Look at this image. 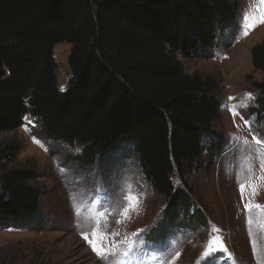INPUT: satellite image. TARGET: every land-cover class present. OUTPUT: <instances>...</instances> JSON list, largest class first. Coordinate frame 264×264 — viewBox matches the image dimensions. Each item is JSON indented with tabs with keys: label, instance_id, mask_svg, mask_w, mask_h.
Wrapping results in <instances>:
<instances>
[{
	"label": "trees",
	"instance_id": "16d2710c",
	"mask_svg": "<svg viewBox=\"0 0 264 264\" xmlns=\"http://www.w3.org/2000/svg\"><path fill=\"white\" fill-rule=\"evenodd\" d=\"M239 11L238 0H0V134L31 116L48 140L79 146L87 165L130 145L167 203L163 222L204 226L186 189L201 156L221 150L211 127L220 102L214 81L185 74L180 58L206 57ZM60 43L71 45L65 91L53 58ZM251 62L264 74V40ZM252 85L262 116L264 79ZM17 153L0 147V161ZM36 179L0 165L1 229L32 223L42 195Z\"/></svg>",
	"mask_w": 264,
	"mask_h": 264
},
{
	"label": "rangeland",
	"instance_id": "374dc122",
	"mask_svg": "<svg viewBox=\"0 0 264 264\" xmlns=\"http://www.w3.org/2000/svg\"><path fill=\"white\" fill-rule=\"evenodd\" d=\"M238 2L240 11L236 21L215 40L206 57L180 58L185 74L214 81L213 94L220 102L218 117L211 127L223 138L221 150L212 157L205 153L201 156L200 168L190 176L189 188L185 190L193 202L190 212L197 211L204 226L193 229L185 225L179 229L163 222L167 203L151 189L130 145L116 150L107 159L87 165L80 159L79 146L68 147L48 140L35 119L25 116L20 128L0 134L2 149L7 144L18 149L15 157L1 160L0 165L35 172V183L42 195L32 223L19 228H0V264H114L111 258L102 260L83 238L82 234L92 238L97 221L109 233L104 242L106 248L113 239L119 243L139 233L158 250V256L167 253L164 264L177 252L179 258L175 264H198V261L200 264H264V231L259 227L264 217L253 210V222L249 225V214L245 211V203L264 205V183L255 180L264 175L258 158V153L264 150L253 140L254 135L264 140V115L254 113V103L241 107L246 93L256 96L252 83L264 79V74L254 70L251 62L252 48L264 40V24L243 35L242 16L246 12L254 14L257 4L256 0ZM53 49L57 86L65 91L71 76L68 65L71 45L60 43ZM234 106L242 116L233 117L229 108ZM246 120L251 121L250 127ZM244 140L248 141V147L243 145ZM248 179L260 185L258 194L253 196L248 189L241 199L238 182ZM129 184L140 202L138 210L124 219L119 214L124 195L121 189ZM173 184L182 187L177 178H173ZM101 186L106 196L99 194ZM117 220L122 222L116 223ZM196 223L201 220L197 219ZM252 241L256 243L255 255ZM221 243L226 251H215L210 260H205L203 254L209 246L215 250ZM152 264L159 262L153 260Z\"/></svg>",
	"mask_w": 264,
	"mask_h": 264
},
{
	"label": "snow or ice",
	"instance_id": "6c2138e0",
	"mask_svg": "<svg viewBox=\"0 0 264 264\" xmlns=\"http://www.w3.org/2000/svg\"><path fill=\"white\" fill-rule=\"evenodd\" d=\"M256 8L254 9V14L244 13L242 16V25L241 31L243 35H247L250 30L258 26L259 24H264V0H256ZM63 91V89H61ZM230 100L235 99L234 97H229ZM255 97L250 94H245V100L242 102L241 107H248L250 103H254ZM229 111L232 113L233 117L235 118L237 115H241L238 109L234 106L229 108ZM27 119V117L25 118ZM246 125L250 127L251 121L246 120ZM237 138H233L235 141ZM253 140L255 145L260 149L264 150V140L257 138V136H253ZM243 145L248 147V141L244 140ZM258 158L260 159V167L261 172L264 173V151L258 153ZM63 171V169H61ZM249 171L251 168L249 166ZM262 183H264V175H260L255 178ZM239 189L241 192V199L244 198V193L246 190L251 189V193L253 196L258 194L260 185L256 182L248 179L245 182H238ZM132 186L129 184L127 186H122V191L124 195L121 197V205L122 211L119 213L124 219H128L130 213L138 210L139 205V196L134 194L131 190ZM99 194L101 196H106V191L100 187ZM96 195V193H94ZM255 210L259 213L262 217H264V205H260L258 203H245V211L249 214V219L247 223L249 225L252 224L251 213ZM98 215L104 216L107 213H97ZM121 220H117L116 223H121ZM106 223V222H105ZM260 230L264 231V221H262L259 225ZM83 238L88 240L92 250L102 259L111 258L114 264H152L153 260H158L159 264H164L165 256L167 255L164 252L161 255H157L158 250L153 248L151 244H149L139 233H134L131 238L124 239L117 243L115 239L108 245L106 248L104 246L105 240L108 238L109 233L107 232L104 224L100 221H97V226L95 230L91 233V239H89L88 234H82ZM118 235V234H117ZM251 235V233H250ZM253 244V254H256V243L252 241ZM122 249V250H121ZM215 251H226L223 248L222 243L221 247L218 249L213 250L211 245L209 246L208 250L203 254L205 260H210L211 257L214 255ZM145 257H151V259H145ZM179 258V253L177 252L174 257L168 262V264H175V260ZM198 264L200 262L198 261Z\"/></svg>",
	"mask_w": 264,
	"mask_h": 264
},
{
	"label": "bare ground",
	"instance_id": "6f19581e",
	"mask_svg": "<svg viewBox=\"0 0 264 264\" xmlns=\"http://www.w3.org/2000/svg\"><path fill=\"white\" fill-rule=\"evenodd\" d=\"M54 50V49H53Z\"/></svg>",
	"mask_w": 264,
	"mask_h": 264
}]
</instances>
